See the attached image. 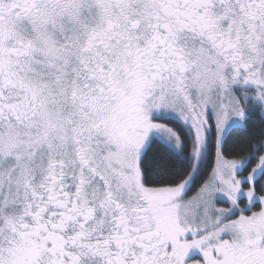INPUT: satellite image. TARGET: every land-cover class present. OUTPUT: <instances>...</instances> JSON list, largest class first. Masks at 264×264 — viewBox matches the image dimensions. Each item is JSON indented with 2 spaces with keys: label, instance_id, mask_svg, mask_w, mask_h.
<instances>
[{
  "label": "snow or ice",
  "instance_id": "obj_1",
  "mask_svg": "<svg viewBox=\"0 0 264 264\" xmlns=\"http://www.w3.org/2000/svg\"><path fill=\"white\" fill-rule=\"evenodd\" d=\"M0 264H264V0H0Z\"/></svg>",
  "mask_w": 264,
  "mask_h": 264
}]
</instances>
